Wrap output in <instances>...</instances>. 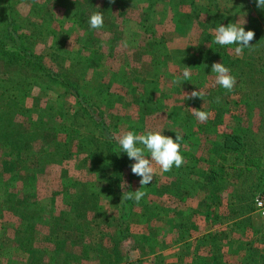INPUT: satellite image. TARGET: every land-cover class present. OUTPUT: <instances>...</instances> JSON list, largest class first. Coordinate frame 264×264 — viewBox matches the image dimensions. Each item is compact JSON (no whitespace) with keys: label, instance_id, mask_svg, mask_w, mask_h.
<instances>
[{"label":"rangeland","instance_id":"rangeland-1","mask_svg":"<svg viewBox=\"0 0 264 264\" xmlns=\"http://www.w3.org/2000/svg\"><path fill=\"white\" fill-rule=\"evenodd\" d=\"M240 3L245 1L0 0V42L9 46L11 39L18 41L45 68L37 72L0 56V264H28L30 255L19 248L23 246H36L42 253L61 249L62 257L69 256L63 264H82V258L119 259L117 247L108 258L98 242L104 237L116 246L128 239L131 206L117 203L116 198L131 191L130 175L124 152L111 138L115 125L109 118V90L99 82L102 75L94 71L95 64L110 68L116 46L126 64L137 59L132 52L125 54L121 46L126 45L121 44L131 41L140 49L154 28L161 32L166 7L174 25L183 20L179 11L183 6L190 9L187 20L194 19L193 13L206 17L199 27L206 43L219 45L207 34L215 20L225 25L245 20V31L260 30L263 38L242 62L253 104L239 109L249 113L250 125L236 123L252 146L254 173L264 183V18L251 6L237 7ZM96 11L104 18L99 30L88 23ZM229 47L234 52L236 45ZM145 60L146 56H139L140 62ZM73 86L95 107L83 106V99L73 96ZM119 154L126 162L120 179L115 170ZM116 210L122 214L117 220ZM117 222L120 236L112 233ZM84 237L86 247L64 249L67 239L79 245ZM41 257L55 262L53 256Z\"/></svg>","mask_w":264,"mask_h":264},{"label":"crops","instance_id":"crops-1","mask_svg":"<svg viewBox=\"0 0 264 264\" xmlns=\"http://www.w3.org/2000/svg\"><path fill=\"white\" fill-rule=\"evenodd\" d=\"M179 11L183 20L178 19L174 25L166 7L162 31L154 28L140 49L131 41L121 44L126 45L121 46L125 54L132 52L137 59L126 64L116 46L110 68L95 64L98 68L94 71L102 75L99 82L109 90L113 135L155 130L175 139L179 134L184 163L169 172L154 165V179L143 187L146 195L139 203L117 195V203L129 201L131 206L128 239L115 246V242L100 237L98 244L107 257L117 247L119 259L103 262L82 258V264H264V220L253 213V198L264 190V183L254 173L257 166L252 146L235 150L234 142L226 141L228 137H243L237 120L246 128L250 125L249 113L239 109L250 105L249 94L231 66L238 55L229 50V45L206 43L201 36L204 31L199 29L206 17L193 13L194 19L187 20L189 7ZM218 24L222 23L211 21L209 41L214 39ZM196 28L199 31L194 33ZM244 54L238 56L242 62ZM141 55L146 56L144 62L139 61ZM204 57L210 58L208 65H202ZM214 62H223L236 77L232 92L215 83V73L211 72ZM186 67L190 68V79H177ZM194 91L200 96L192 97ZM192 108L207 112L208 119L198 121ZM124 156L131 191H136L141 178L131 172L130 165L135 161L126 153ZM114 213L115 220L122 215L118 210ZM113 229L115 236L123 233L118 222ZM72 243L67 239L64 249L84 248L88 242L84 237L79 245Z\"/></svg>","mask_w":264,"mask_h":264},{"label":"clouds","instance_id":"clouds-1","mask_svg":"<svg viewBox=\"0 0 264 264\" xmlns=\"http://www.w3.org/2000/svg\"><path fill=\"white\" fill-rule=\"evenodd\" d=\"M255 3L258 8L264 9V0H255ZM88 23L92 29H102L104 26L103 13L100 11L91 13ZM244 24L245 20L242 23L240 19L227 25L219 24L214 29V43L222 46L236 44L237 47H235L234 52L238 55L242 54L244 48L252 46L250 42L255 37L254 31H245ZM211 72L215 73V83L217 85L228 92L233 91L237 81L229 67H226L223 62H214L211 65ZM190 77V68L186 67L177 79L183 78L188 81ZM191 96H200V93L194 91ZM217 102H219V98H217ZM192 110L198 121L204 122L208 119L209 114L207 112L195 108H192ZM111 138L117 141L119 151H123L130 160L135 161L130 165L131 172L141 178L139 181L141 187L136 191L124 192L122 200H134L139 203L145 197L146 193L142 189L153 181L156 173L154 165L159 166V169L163 172H169L173 166L179 168L184 163V158L180 153L181 145L178 143L181 139L179 134H176L175 139H173L171 136L164 135L161 131L152 130L137 134L129 130L118 135H111ZM146 152L148 155L145 154ZM256 203L261 204L258 194Z\"/></svg>","mask_w":264,"mask_h":264},{"label":"trees","instance_id":"trees-1","mask_svg":"<svg viewBox=\"0 0 264 264\" xmlns=\"http://www.w3.org/2000/svg\"><path fill=\"white\" fill-rule=\"evenodd\" d=\"M244 1H245V3H240L237 7H245L246 5L251 6L252 9L254 10L255 14L259 18H264V9L258 8L256 6L255 0H244ZM253 19L254 18H252V21H254ZM252 31H254V33H255L254 39L250 42V44L252 46H250L249 48H244V50H243L244 53L248 52L251 49V47H253L254 45L256 46L258 43H260V39L263 38L260 30L252 29ZM261 41H263V40H261ZM263 43H264V41H263ZM236 47H237V45H236ZM0 56H6L11 62L20 63L24 67L33 68L37 72H41V71L45 70V68L43 67V64L41 62V59L36 57L35 55H33V53H31L29 50L25 49L23 46H21V44L16 40L11 39L9 46H8V42H6V41H5V44L3 42L2 43L0 42ZM247 58H248V56L245 57V59H247ZM209 59H210L209 57L208 58L204 57V62L202 65H204V64L208 65L207 63L210 62ZM239 62L238 63L241 65L240 67L243 69L242 61H239ZM227 64L229 66L230 63L228 62ZM231 66L233 67L234 70H236L238 72L237 74H238V78H239V83L242 86L244 85L246 87V83H245L246 80L245 79L247 78L248 74L245 71L242 72V69L237 67V60H234L233 63L231 64ZM67 88H69V86ZM73 92H74L73 96L75 98H77L78 100L83 99V106L95 107L91 103L89 98L85 97L84 95H82L80 93L79 88L77 86L76 87L73 86ZM247 100H250V104H253L251 94H249V99L247 98ZM255 104H257L256 101H255ZM87 116L90 117L88 114H87ZM243 138L244 137H230V138L228 137L226 139V141L228 144L234 142L233 148L235 150H238V149L243 148V147L245 148L246 145H250L247 142H244ZM92 140H93V138H92ZM231 146H232V144H231ZM113 148H116V147H113ZM112 152L114 153V155H117L115 149H113ZM119 156H120V158H117V160H115V166H116L115 170L117 171V175L120 179V177L122 176V170L126 166V162L124 161L125 159L121 157V154H119ZM126 202H127L126 204L129 203V201H126ZM21 219H24V218L22 217ZM33 228L31 230H33ZM29 242H31V240H29ZM19 248L21 249V251H23V252L25 251L26 253H28L30 255V259H29L28 264H63V259H69V256L66 254H64L63 257L61 256V252H62L61 249H59L57 253L56 252L53 253L51 251L47 252L46 250L44 251V253H42L41 250H38V249L36 250L32 246H27V248H24V246H23V247H19ZM42 255L47 256V257H48V255L51 257L53 256V258L55 259V262L54 263H51L50 261L45 262V260L41 257Z\"/></svg>","mask_w":264,"mask_h":264},{"label":"built area","instance_id":"built-area-1","mask_svg":"<svg viewBox=\"0 0 264 264\" xmlns=\"http://www.w3.org/2000/svg\"><path fill=\"white\" fill-rule=\"evenodd\" d=\"M257 194L261 201L259 205L256 203ZM257 194L253 198V213L258 219L264 220V190Z\"/></svg>","mask_w":264,"mask_h":264}]
</instances>
